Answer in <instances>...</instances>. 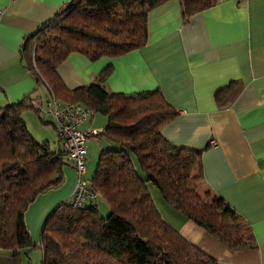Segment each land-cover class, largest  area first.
<instances>
[{"label":"trees","instance_id":"obj_1","mask_svg":"<svg viewBox=\"0 0 264 264\" xmlns=\"http://www.w3.org/2000/svg\"><path fill=\"white\" fill-rule=\"evenodd\" d=\"M169 0H72L49 22L23 38L19 49L27 72L54 97L81 103L106 117L99 136L101 150L93 192L110 210L73 209L67 201L45 218L40 231V264H217L166 223L149 190L152 185L166 204L230 251L255 247L250 226L224 202L208 201L199 192L201 151L174 147L161 135L177 111L156 89L114 94L106 89L109 70L93 83L68 90L57 66L70 54L91 61L117 57L147 42V14ZM184 20L215 5L216 0H177ZM232 82L215 93L219 109L240 91ZM227 90L233 92L226 98ZM23 99L0 107V251L14 264L21 250L38 248L24 216L35 198L58 188L68 166L65 154L52 152L29 134L22 114L36 110ZM38 114V113H37Z\"/></svg>","mask_w":264,"mask_h":264},{"label":"crops","instance_id":"obj_2","mask_svg":"<svg viewBox=\"0 0 264 264\" xmlns=\"http://www.w3.org/2000/svg\"><path fill=\"white\" fill-rule=\"evenodd\" d=\"M70 1L0 0V107L25 98L42 101L48 97L47 88L25 69L19 49L26 35L51 21ZM106 69L109 93L130 95L158 89L177 111L162 127V137L174 147L202 152L199 194L211 202L222 201L237 213L252 229L255 247L230 251L171 209L149 185L162 219L217 264H264V0H216L214 6L187 20L182 18L179 2L169 0L148 12L147 42L142 48L95 61L72 53L56 71L65 88L75 90L93 83ZM232 82L241 86L240 91L219 109L215 93ZM232 93L227 90L226 98ZM22 117L33 138L35 126L45 138L32 115ZM52 121L47 124L54 125L59 151ZM106 125L105 116L93 114L79 129L100 132ZM103 144L100 137L87 140L88 181L94 176ZM75 182L68 165L62 186L38 195L27 208L24 220L35 245H40V235L34 233L41 231L56 206L70 198ZM30 251L35 250H21L17 264ZM0 264H14L8 252L0 251Z\"/></svg>","mask_w":264,"mask_h":264},{"label":"built area","instance_id":"obj_3","mask_svg":"<svg viewBox=\"0 0 264 264\" xmlns=\"http://www.w3.org/2000/svg\"><path fill=\"white\" fill-rule=\"evenodd\" d=\"M39 114L51 116L57 127L59 149L65 154V161L70 165L76 175V182L68 204L73 209L97 207L98 196L93 192L90 182L85 176V161L87 153V140L98 137L99 131L88 129L81 131L80 124L93 115L88 107L79 103L61 104L53 93L48 91L44 103H32Z\"/></svg>","mask_w":264,"mask_h":264},{"label":"rangeland","instance_id":"obj_4","mask_svg":"<svg viewBox=\"0 0 264 264\" xmlns=\"http://www.w3.org/2000/svg\"><path fill=\"white\" fill-rule=\"evenodd\" d=\"M46 99H47V97L44 100H42L41 102L44 103L46 101ZM25 113L32 115V117L35 120V123L39 127L44 129V136L47 139H45V138L42 139V135L40 133V130L36 126L33 127V129L30 128L36 142L39 144H47L50 147V150L52 152H57L58 151V144H57L56 130L54 129V125L47 124L48 121L51 123L52 118L49 115L39 114L38 112H37L38 113L37 114L33 110H26L25 112H23V115ZM43 117H45V118H43ZM25 125L28 129V125L26 124V122H25ZM103 145L105 146V144H103ZM55 189H58V188H55ZM157 193H158V191H157ZM97 203H98V214L100 215V217L106 218L110 213L108 205L105 202H103V200L99 196L97 198ZM36 234L40 235V228L36 231V233H34V235H36ZM36 246L38 248L33 249V250H35L33 252L30 251L28 253V257H26L24 254H22V256H21L22 264H40L41 263V252L39 251V246L38 245H36Z\"/></svg>","mask_w":264,"mask_h":264}]
</instances>
